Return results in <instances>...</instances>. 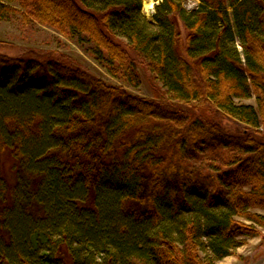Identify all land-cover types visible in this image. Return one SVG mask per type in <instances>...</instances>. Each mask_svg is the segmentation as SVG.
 Wrapping results in <instances>:
<instances>
[{"label": "trees", "instance_id": "trees-1", "mask_svg": "<svg viewBox=\"0 0 264 264\" xmlns=\"http://www.w3.org/2000/svg\"><path fill=\"white\" fill-rule=\"evenodd\" d=\"M200 1L149 20L144 0H0V21L161 84L153 100L61 53H0V264H216L264 240V0Z\"/></svg>", "mask_w": 264, "mask_h": 264}, {"label": "rangeland", "instance_id": "rangeland-1", "mask_svg": "<svg viewBox=\"0 0 264 264\" xmlns=\"http://www.w3.org/2000/svg\"><path fill=\"white\" fill-rule=\"evenodd\" d=\"M162 0H144L143 14L147 19H152L155 7ZM184 6L189 9H196L200 0H182ZM19 7V5H17ZM19 10L23 11L21 7ZM0 53L13 57H33L44 59L53 53L64 54L81 66L100 77L109 84L122 86L133 95L142 96L148 99H159L157 97L161 84L156 81L144 69H140L141 85L132 86L127 82L111 76L107 70L100 65L77 40H70L61 35L53 28L38 21L25 18V14H14L9 20L0 21ZM238 102L255 104L254 99L238 100ZM224 124L231 132L243 131L249 128L239 121ZM5 170L11 169L12 158L6 155L4 158ZM208 161V159H205ZM197 166L202 165L196 162ZM264 213L263 211H259ZM264 232V228L262 229ZM245 244L240 246L230 255L216 264H264V240L260 237L244 238Z\"/></svg>", "mask_w": 264, "mask_h": 264}]
</instances>
